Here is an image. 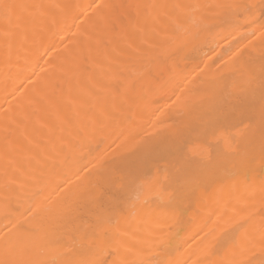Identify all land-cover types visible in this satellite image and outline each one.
Instances as JSON below:
<instances>
[{"label": "bare ground", "instance_id": "1", "mask_svg": "<svg viewBox=\"0 0 264 264\" xmlns=\"http://www.w3.org/2000/svg\"><path fill=\"white\" fill-rule=\"evenodd\" d=\"M262 240L264 0H0V264Z\"/></svg>", "mask_w": 264, "mask_h": 264}, {"label": "snow or ice", "instance_id": "2", "mask_svg": "<svg viewBox=\"0 0 264 264\" xmlns=\"http://www.w3.org/2000/svg\"><path fill=\"white\" fill-rule=\"evenodd\" d=\"M99 264H105V262H99ZM248 264H264V240H262L258 257L254 256L253 259L249 260Z\"/></svg>", "mask_w": 264, "mask_h": 264}]
</instances>
